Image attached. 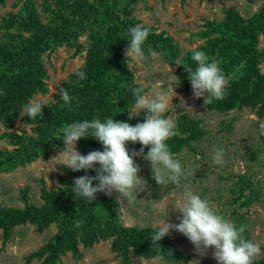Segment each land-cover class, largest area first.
<instances>
[{"label": "trees", "instance_id": "trees-1", "mask_svg": "<svg viewBox=\"0 0 264 264\" xmlns=\"http://www.w3.org/2000/svg\"><path fill=\"white\" fill-rule=\"evenodd\" d=\"M6 1L0 0V6H4ZM21 1L14 0V5L17 6ZM139 1L128 0L122 4L120 0H97L94 3L75 0L70 5L71 2L67 0H43L49 7L55 5V8L47 12L49 21L42 23L32 0H27L19 8L16 17L10 15V19L4 18L2 30L6 33L0 40V122L8 132L0 139L6 141L12 149L0 150V173H11L38 158H48L56 147H63L60 139L61 129L65 125L92 119L103 122L107 118L128 122L133 126L143 122L144 114L137 120L128 118V112L135 102L132 89L141 86L133 84V74L123 54L128 47V30L136 25L135 19L131 18L133 6ZM16 28L21 33L31 32L32 35L24 38L13 31ZM207 29L199 34L201 38L208 39L206 45L192 50L184 64L195 68V62L191 60L194 51H203L209 58L219 53L218 63L222 71L230 76V85L226 88L224 99L213 100L208 108L227 112L249 107L257 117L264 118V74L258 68L260 59H264V51L258 50V38L264 35V6L247 20L231 11L224 22L208 23ZM84 33H89L95 50L91 53L87 67L82 71L85 79L77 83L78 77H74L71 87L66 89L71 97L70 105L59 98L58 104L42 108V116L27 118V123L37 126L34 129L35 136L10 132L29 100L37 92L44 94L48 90L43 83L47 75L42 56L52 48L77 41ZM212 35L216 37L210 39ZM146 41L155 49L161 45L160 48L167 50L170 46V40L166 42L162 36L158 38L151 32ZM170 50L175 54L177 52L173 48ZM170 64L175 66V60H171ZM178 74L184 84L190 82L183 67L179 68ZM238 75L241 77L236 79ZM201 122L186 114L178 117L175 123L177 135L166 142L174 156L185 149H193V143L206 136L207 132L201 127ZM126 147L131 153L133 150L139 152L142 146L139 143H128ZM94 150L102 151L103 146L93 138L80 140L81 154L87 155ZM147 151L145 148V154ZM72 175L74 178L83 175L95 176L96 172L82 170L72 172ZM238 178L239 183H242L238 198L240 201L251 187L244 176ZM96 183L94 182V186ZM71 195L70 197L64 192L46 193L44 198L47 203L41 210L31 206L25 209H4L0 206L3 243L10 240L12 230L19 225L31 223L38 232H43L55 222L58 215L69 213L56 236L32 253L27 258L28 262L35 258H45L43 264H57L61 255L67 252L80 258V243L91 248L101 240L110 238H114L113 250L122 258L123 264H132V249L146 259L163 256L166 262H189L190 257L177 248L169 235L158 242L161 250L151 248L149 236L156 230L155 227L138 229L121 225L117 210L119 203L113 197L97 193L94 202L86 203L83 199L76 200L74 193L71 192ZM100 215L106 219L105 223L96 218ZM235 224L237 227L247 225L242 216ZM244 236L248 239L247 231ZM254 264H264V257L255 259Z\"/></svg>", "mask_w": 264, "mask_h": 264}, {"label": "rangeland", "instance_id": "rangeland-1", "mask_svg": "<svg viewBox=\"0 0 264 264\" xmlns=\"http://www.w3.org/2000/svg\"><path fill=\"white\" fill-rule=\"evenodd\" d=\"M26 1L22 0L15 6L14 0H7L4 6H0V40L6 33L2 30L4 18L10 19V15L16 17L19 8L23 7ZM69 1L70 5L75 3V0H67ZM81 1L94 3L97 0ZM120 1L125 4L128 0ZM32 3L41 22L47 23L49 21L47 12L54 9L55 5L49 7L43 0H32ZM263 6L264 0H140L133 6L131 18L135 19L136 24L149 29L156 37L162 36L166 42L170 40V46L166 44L169 47L167 50L160 48L161 45L155 49L145 41L143 45L145 54L156 52L159 54V59L149 58L139 69L134 68L128 61V68L133 74V84L138 86L143 84L146 93L157 80L165 85L172 80L175 96L171 103L174 107L169 105L166 116H171L175 123L183 114L202 121L201 127L207 132L206 136L199 142L193 143V149H185L174 156L184 167H190L195 171V175L189 176L183 183L191 185L196 194L209 200L220 215L233 223H237L240 216L244 218L247 223L248 239L261 246V255L256 258L257 260L264 257V135L261 134L260 129V125L264 124V118L257 117L249 107L227 112L209 109V103L205 105L203 98H193L190 82L186 85L179 78L178 72L182 66L176 64L172 66L170 61L174 59L176 63L180 60L184 64L192 50L206 45L208 39L201 38L199 34L208 30V23L224 22L231 11L247 20L257 14ZM13 31L24 38L32 35L31 32L21 33L17 28ZM89 33H84L77 41L66 42L52 48L42 56V64L47 75L43 83L48 90L44 94L37 92L30 100L41 101L45 105L43 108L50 104H58L61 98L60 91L71 87L76 73L82 72L87 67L92 57L91 53H94L95 45ZM214 37L216 35H212L210 39ZM258 44V50L263 52L264 35L259 36ZM171 48L177 50L176 54L170 50ZM217 55L219 53L210 60L218 63ZM258 68L264 74V59H260ZM240 77L238 75L236 79ZM229 81L226 88L230 85ZM169 95L171 96L172 93L169 92ZM180 97H183L188 108L179 107ZM23 111L24 107L10 132L35 136L34 129L37 126L26 122L28 117L23 116ZM143 114L141 112L132 119L137 120ZM7 132L4 124L0 122V137ZM63 147H56L48 158H38L11 173H0V206L4 209H25L31 206L41 210L47 203L44 198L46 193L64 192L71 197V187L75 179L72 175L73 171L60 164V161H52ZM76 147L80 152V140ZM214 148L224 150L225 162L222 166L212 163ZM3 149L11 150L12 147L0 139V150ZM134 159L141 168L139 176L147 181V187L131 202L117 201L118 194L115 192L111 195L119 203L117 209L119 223L124 227L138 229L155 227L159 220L166 218L170 223H178L180 213L176 208L179 206L182 189L171 184L157 185L152 179L149 163L140 157ZM238 176H244L251 187L240 201L238 198L242 183H239ZM246 202L249 203L244 205ZM68 216L69 213H61L43 232H38L36 226L31 223L19 225L12 230L10 240L6 244L3 243V232L0 231V264H43L45 258H35L30 262L27 258L56 236L65 217ZM96 218L102 223L106 221L101 215ZM169 237L179 250L190 257L187 264L193 260H198L199 264H217L212 258V250L201 257L196 254L192 243L182 234L172 231ZM113 240L114 238L101 240L91 248H86L80 243L78 246L80 258H75L72 252H67L61 255L57 264H123L122 258L113 250ZM131 262L160 264L156 258L146 259L133 249ZM163 264L184 263L163 261Z\"/></svg>", "mask_w": 264, "mask_h": 264}, {"label": "clouds", "instance_id": "clouds-1", "mask_svg": "<svg viewBox=\"0 0 264 264\" xmlns=\"http://www.w3.org/2000/svg\"><path fill=\"white\" fill-rule=\"evenodd\" d=\"M149 34V29L141 24H136L128 30L129 41L125 57L136 69L142 68L149 58L159 59L156 52L145 54L143 45ZM191 60L195 62V68L182 64L180 60L176 61V66H182L188 74L193 98H203L205 105L213 100H223L230 76L222 71L219 63L210 60L203 51H194ZM76 76L77 83L85 79L83 72L78 71ZM169 92L172 93L171 96ZM132 93L135 102L128 112V118L131 120L143 112L142 123L133 126L114 118H107L103 122L100 119H92L74 122L61 129L60 140L63 141L64 147L52 161H60V164L73 172H96L95 176L83 175L73 180L71 192L74 193V198L92 203L96 200L97 193L111 196L115 192L118 194L117 201H134L137 194L145 191L147 187V181L139 176L141 168L134 159L140 157L149 163L152 179L157 185L171 184L182 189L179 206L176 208L180 213L179 222L170 223L167 218L159 220L155 225L156 230L149 236L151 248L161 250L158 242L175 231L192 243L197 255L203 257L212 250V258L217 264H254V260L261 255V246L245 238L246 227H237L231 220L220 215L209 200L196 194L191 185L183 183L189 176H194L195 171L184 167L166 143L177 135L174 119L165 115L175 96L172 80H169L167 85L157 80L152 83L147 93L141 84V87L133 88ZM60 97L70 105L71 97L66 89L60 91ZM179 99V107L188 108L183 97ZM44 106L39 100H30L24 106L23 116L29 119L42 116ZM260 129L264 135V124L260 125ZM87 138L98 141L103 150H94L87 155L77 151V142ZM128 143H139L142 147L139 152L133 150L130 154L126 147ZM145 148L148 149L146 154ZM224 155L222 148H214L212 163L222 166L225 162ZM94 182H97L95 186ZM167 252L172 256L170 251ZM156 259L163 264V256H157ZM190 264H199V261L193 260Z\"/></svg>", "mask_w": 264, "mask_h": 264}]
</instances>
